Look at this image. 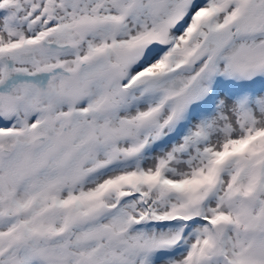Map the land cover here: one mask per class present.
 Listing matches in <instances>:
<instances>
[{"label": "snow or ice", "instance_id": "1", "mask_svg": "<svg viewBox=\"0 0 264 264\" xmlns=\"http://www.w3.org/2000/svg\"><path fill=\"white\" fill-rule=\"evenodd\" d=\"M0 264H264V0H0Z\"/></svg>", "mask_w": 264, "mask_h": 264}]
</instances>
